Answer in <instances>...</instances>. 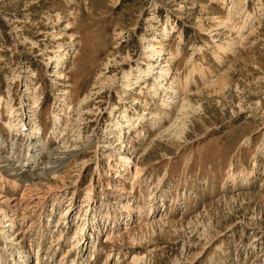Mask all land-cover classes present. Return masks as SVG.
<instances>
[{"label":"rangeland","instance_id":"rangeland-1","mask_svg":"<svg viewBox=\"0 0 264 264\" xmlns=\"http://www.w3.org/2000/svg\"><path fill=\"white\" fill-rule=\"evenodd\" d=\"M38 262L264 264V0H0V264Z\"/></svg>","mask_w":264,"mask_h":264},{"label":"bare ground","instance_id":"bare-ground-1","mask_svg":"<svg viewBox=\"0 0 264 264\" xmlns=\"http://www.w3.org/2000/svg\"><path fill=\"white\" fill-rule=\"evenodd\" d=\"M165 29L166 28H164V31H165ZM155 41H157L156 36L152 39V42H148L147 44L144 45V50L146 52H148L147 57L150 58V59H153L154 57H156L158 59L159 57H161L160 55H162L161 54L162 50L158 48L159 46L156 45ZM167 65H168L167 63L166 64H162L161 68L155 69L157 64H155L154 61H152V60H148V62L146 63V67H144V68L138 67L140 71L137 74H135L134 70H132V69H124L123 72H122V76H121L122 88H123L124 92L133 89V83H140L141 84L140 92H143L144 89L147 90V93H148V91H152V93L155 92L159 87L163 86V84H164L163 80L165 79V77L169 73V67ZM153 74H157V75L153 76ZM149 76L153 77V81L150 82V83L148 82V79H149L148 77ZM144 93H145V91H144ZM174 93H175V91H174ZM85 99H87V96H84L82 101L85 102ZM133 101H134V103L138 102V100L136 98H134ZM36 103L37 102H35V104L32 106V108H37L38 107V104H36ZM153 115H154L153 113H150L149 118H153L154 117ZM119 117L125 118L123 120V122H124V126L123 127L124 128H126V129L127 128L128 129H135V130L138 129V125H139V122H140V119H141L139 115L128 116L125 113H123V111H122L121 113H119V115L115 119L117 125L121 124V123H119V120H121V118H119ZM58 118H56V121H58ZM58 124H59V122H58ZM8 126L9 127H14L11 123H9ZM19 128L20 127H17L16 129L19 130ZM30 128H31L32 132L33 131L35 133H40L41 132L40 131L41 130L40 124L37 121H34L33 125L30 126ZM56 131H57V134H59L60 132H62V129H60L57 126L56 130H54V132H56ZM117 140H119V138ZM111 143H109V144H111ZM120 143H122L121 147L124 146L123 141L120 140ZM121 153L122 152H120V150H119L116 153V155L119 156V159L122 162L121 163L122 169L126 170V172L130 175L131 178L138 179L139 175H140V167H139V165L137 163H134V160L132 158V156H135L134 155V151L132 150V151H130V153H127V154H125L123 156H122ZM16 184H18V182H14L12 186H14ZM13 222L14 221L11 220L10 223H8L7 225L12 227V225L14 224ZM75 234H76V232L74 233V235ZM111 239H112V237L109 234H107L104 241H110ZM38 264H39V262H38Z\"/></svg>","mask_w":264,"mask_h":264}]
</instances>
